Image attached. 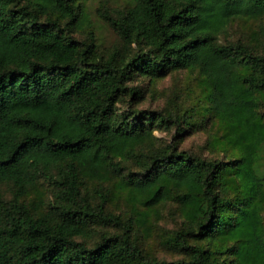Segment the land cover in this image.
<instances>
[{
    "label": "trees",
    "instance_id": "1",
    "mask_svg": "<svg viewBox=\"0 0 264 264\" xmlns=\"http://www.w3.org/2000/svg\"><path fill=\"white\" fill-rule=\"evenodd\" d=\"M85 1L0 0V264H264V0Z\"/></svg>",
    "mask_w": 264,
    "mask_h": 264
},
{
    "label": "rangeland",
    "instance_id": "2",
    "mask_svg": "<svg viewBox=\"0 0 264 264\" xmlns=\"http://www.w3.org/2000/svg\"><path fill=\"white\" fill-rule=\"evenodd\" d=\"M131 0H86L85 1V13L86 19L84 21L85 31H92L96 38L98 39V44L103 49H108L112 45L117 43V37L108 24L97 15V9L111 10L116 8H122L127 6ZM260 25H264V19L259 22H245V21H236L234 22L226 31L224 38L225 39H236L239 35L251 33L254 29H257ZM84 34L77 33L78 38H82ZM197 81L196 73L190 72H177L172 75H168L164 79L158 81L157 91H168L172 87H177V89L184 91L186 93V88L189 86L195 87V82ZM160 102V101H159ZM197 140V139H195ZM46 186L41 185V189L45 190ZM8 189L6 187H0V194H7ZM168 225L172 226L171 222H168ZM154 233V232H153ZM147 238L146 246L154 250V252L160 251L157 245L156 239L157 233H154Z\"/></svg>",
    "mask_w": 264,
    "mask_h": 264
}]
</instances>
